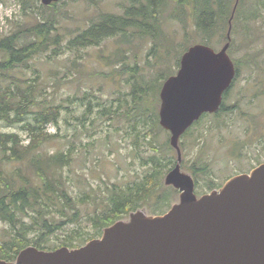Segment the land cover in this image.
I'll return each instance as SVG.
<instances>
[{
	"label": "rangeland",
	"instance_id": "374dc122",
	"mask_svg": "<svg viewBox=\"0 0 264 264\" xmlns=\"http://www.w3.org/2000/svg\"><path fill=\"white\" fill-rule=\"evenodd\" d=\"M41 4L40 0H29L23 8L22 0H0V38L18 23L30 26L36 20H41V13L49 15L53 12L41 9ZM127 4L129 0H96L94 3L90 0H59L54 10L58 21L52 36L60 35V40H63L62 52L54 55L49 50L37 55L30 61L31 67H22L18 71L23 77H37L39 88L43 91L42 97L62 106L57 123L47 125L46 132L51 138L43 148L49 153L73 149V159L64 168L71 194L81 199L95 192L102 195V205L99 207L93 205L91 200L80 202L81 220L63 225L50 234L45 243L50 246L60 245L65 236L76 228L92 230L89 215L95 210H106L112 185L124 187L143 181L152 170L150 156L156 154L162 157L158 147L169 140L170 133L166 130H155L153 133L149 126L140 127L141 132L148 133V136L144 139L146 144L143 142L138 147V140L141 142L143 137L137 138V133L126 118L106 114L105 108L111 106L113 111L120 108V114L126 108L125 101L131 100V75L129 72H115L112 76L114 69L123 63L132 66L138 63L146 74L145 81L155 82L158 68L157 71L152 68L156 60L153 52L157 48L163 49L164 40L178 43V50L167 55L169 67L170 64L173 66L182 46L179 42H183L185 47L194 41L203 43L202 39H209L212 42L209 45L219 50L227 39V15L221 17L222 26L208 38L196 29L190 17L183 25L175 16L178 14L183 18L185 15L171 1L166 5L164 18L158 25L161 31L160 40H155L157 43L151 36L131 38L127 30L103 37L100 46L74 50L65 47L68 40L99 20L101 14L102 17L106 13L122 15ZM229 49L228 54L234 63L237 61L238 75L225 98L227 111L219 117L205 115L179 141L180 170L191 177L190 170L196 172L194 192L198 196L211 188H219L232 175L248 172L264 162V5L259 4V0L241 1L232 20ZM80 63L83 67L79 72L77 66ZM177 69H174V73ZM154 95L151 90L148 96L149 113L155 110L158 115L159 93L157 100ZM33 116L28 114L19 123L0 119V133H18L23 143L27 144L29 139L22 124L33 122ZM148 141L153 142L154 148ZM171 155L174 163L161 177V185L166 190L169 188L165 182L166 175L177 163L176 151ZM15 165L10 163L7 167ZM175 193L173 203L179 196V191ZM142 209L150 215L146 208ZM9 234L8 225L0 222V241L8 239ZM34 235L33 230L28 232L29 237Z\"/></svg>",
	"mask_w": 264,
	"mask_h": 264
},
{
	"label": "trees",
	"instance_id": "16d2710c",
	"mask_svg": "<svg viewBox=\"0 0 264 264\" xmlns=\"http://www.w3.org/2000/svg\"><path fill=\"white\" fill-rule=\"evenodd\" d=\"M28 1L22 0L23 8ZM171 1L178 11L181 9L182 14L185 15L183 18L178 14L175 17L179 18L183 25L187 24V18L190 17L194 20L196 29L208 38L216 33L219 26H222L221 17L227 15L228 19L230 18L235 3V0H129L122 15L106 13L102 17L101 14L99 20L68 40L65 47L74 50L100 46L103 37L127 30L131 38L151 36L154 41L160 40L161 30L158 25L164 18L166 5ZM241 1L239 0L235 12L238 11ZM58 2L39 5L41 9L53 12L49 15L41 13L43 16L41 20H36L30 26L18 23L13 30L0 38V119L19 123L24 121L26 115L34 114L33 122L26 121L22 124V129L29 139L27 144L23 143L18 133H0V222L7 224L10 230L8 239L0 241V258L6 261H15L18 253L30 245L42 250H53L61 246L79 247L101 236L103 228L118 220H128L129 214L138 209L146 208L150 215L162 214L171 207L175 192L178 191L172 185H169L168 190L161 185L164 171L169 170L170 165L174 163L171 153L175 150L167 140L158 147L162 157L156 154L150 156L152 170L145 175L143 181L124 187L112 185L106 200L108 202L106 210H95L89 215L92 230H82L79 227L69 232L60 245L45 244L49 235L56 229L81 220L80 202L86 203L91 200L96 207L102 205V195H97L96 192L93 195L87 194V198L84 199L71 194L64 168L69 166L73 159V149L49 153L43 148L45 142L51 138L46 132L47 125L51 122L57 123L62 106L42 97L43 91L39 88L37 77L32 79L20 76L18 73L22 67H31L30 61L37 55L49 50H52L54 55L62 52L63 40H60V35L52 36L58 21L54 11ZM90 2L94 3L96 0ZM259 4L264 5V0L261 2L259 0ZM223 28H225L224 24ZM164 41L163 49L157 48L153 52L156 60L152 68L155 71L158 68V76L154 79L156 83L145 81L146 74L138 63L133 66L123 63L111 74L113 76L115 72H129L133 80L131 100L125 101L126 108L120 114L118 113L120 108L113 111L112 106L105 108L104 111L109 115L126 118L137 133V138L143 137L141 142L139 140L138 143L136 142L138 147L148 136V133L141 132L140 127L149 126V130L153 133L155 130H165L159 125L156 111L149 113V92L153 90L154 98L157 100L161 84L168 76L174 74V69L179 67L181 54L192 45L189 43L184 47V43L179 42L182 43L180 51L175 56L173 66L170 64L168 67L167 55L173 50H178L176 49L178 43L171 40ZM201 42L212 44L209 39H202ZM229 50L228 48V52ZM235 63L237 64V61ZM77 67L80 72L83 65L80 63ZM199 121L200 119L196 120L183 135L190 132ZM148 144L154 148L152 141H148ZM10 163L16 165L7 167ZM190 171L196 183V172ZM212 189L214 188L209 191ZM98 190L100 191L99 188ZM32 230L35 235L29 237L28 232Z\"/></svg>",
	"mask_w": 264,
	"mask_h": 264
},
{
	"label": "water",
	"instance_id": "95a60500",
	"mask_svg": "<svg viewBox=\"0 0 264 264\" xmlns=\"http://www.w3.org/2000/svg\"><path fill=\"white\" fill-rule=\"evenodd\" d=\"M50 5L59 0H40ZM235 0L219 49L190 45L177 71L162 83L159 125L170 133L177 163L165 182L177 188L178 200L162 214L143 209L103 228L99 237L69 248L22 249L15 261L0 264H264V162L229 177L221 187L197 196L189 174L180 170V136L203 113L215 112L236 69L228 54Z\"/></svg>",
	"mask_w": 264,
	"mask_h": 264
},
{
	"label": "flooded vegetation",
	"instance_id": "af4514ba",
	"mask_svg": "<svg viewBox=\"0 0 264 264\" xmlns=\"http://www.w3.org/2000/svg\"><path fill=\"white\" fill-rule=\"evenodd\" d=\"M231 57V56H230ZM232 59V58H231ZM233 61V60H232ZM233 63H234V61H233ZM234 66H235V64H234ZM235 69H236V71H237V68H236V66H235ZM235 76H236V74H235ZM235 78V77H234ZM234 80V79H233ZM232 83H233V81H232ZM231 83V84H232ZM231 87V85L223 92V94H222V101H221V103H220V106H219V108L215 111V112H213V113H208V112H206V113H203L201 116H200V118L199 119H201V118H203V117H205V115H213V116H220L221 114H223V113H225L226 111H227V107H226V105H225V98H226V96H227V93H228V90H229V88ZM223 106V107H222ZM220 109H222V111H220ZM218 116V117H219ZM183 135H181L180 136V138L182 137ZM179 141H180V139H179ZM261 163H263V162H261ZM260 164V163H259ZM258 165V164H257ZM256 165V166H257ZM255 167V166H254Z\"/></svg>",
	"mask_w": 264,
	"mask_h": 264
}]
</instances>
